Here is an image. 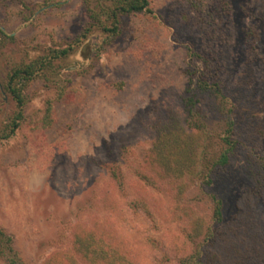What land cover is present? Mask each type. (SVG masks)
I'll use <instances>...</instances> for the list:
<instances>
[{
    "label": "rangeland",
    "instance_id": "374dc122",
    "mask_svg": "<svg viewBox=\"0 0 264 264\" xmlns=\"http://www.w3.org/2000/svg\"><path fill=\"white\" fill-rule=\"evenodd\" d=\"M149 3L147 14L122 16L118 37L104 45L95 29L82 37L90 29V0H0V29L8 37L0 39V128L15 111L3 90L10 71L48 49L73 48L60 62L63 82H33L19 129L0 142V228L24 264H42L53 254L67 264L74 234L96 227L115 233L136 264H181L193 252L185 223L168 217L172 189L146 158L155 142L153 121L189 133L187 125L200 116L211 134L220 131L216 102L196 91L187 72L188 49L198 50V36L212 35V26L187 0ZM229 3L232 27L222 28L218 41L223 82L235 95L239 84L251 90L253 102L237 110L235 121L241 136L260 140L264 157V0ZM250 33L257 36L255 57ZM58 87L65 89L60 98ZM188 98L200 102L185 104ZM47 101L51 124L44 128ZM244 152H234L208 193L187 188L180 208L208 221L213 193L226 226L237 229V218L247 214L241 206L249 203L264 216V202L250 194L258 171Z\"/></svg>",
    "mask_w": 264,
    "mask_h": 264
},
{
    "label": "trees",
    "instance_id": "16d2710c",
    "mask_svg": "<svg viewBox=\"0 0 264 264\" xmlns=\"http://www.w3.org/2000/svg\"><path fill=\"white\" fill-rule=\"evenodd\" d=\"M90 1L94 4V7L88 8L90 29H86L82 37L86 38L92 32L91 30L95 29L103 36L104 45L118 37L122 16L150 12L149 0ZM187 2L202 11L204 18H207L212 26V35H208L205 31L198 36L200 40L198 50L188 49V57L192 66L187 72L189 81L191 83L195 81L193 84H195L196 91L209 95L216 102V113L219 116L217 128H220V131L213 130L214 134H211L206 122L200 116L191 120L192 122L190 121L187 125L189 133H185L183 129L175 130L172 124L165 120L153 121L151 130L155 142L146 158L147 167L156 176L158 174L160 179L172 189L174 207L168 213L169 219L184 222L185 234L190 240H195L193 252L182 259L181 264H264V230L261 227L264 216L257 214L252 203L241 206L247 214L245 213L242 218H237V222L239 221L237 229L236 225L223 224V204L216 194L210 193L209 195L213 208L208 221L197 216L187 206L180 208L178 204L183 193L190 186H196L200 191L208 193L209 187L224 171L230 158L240 147L245 151L248 164L255 165V170H253L258 171L254 177V188L250 194L254 192L260 197L259 200L264 202V157L260 154V140L241 136L235 121L237 110L253 102L250 98L251 90L239 84V94L235 95L223 82L225 64L219 54L222 45L218 48V41L222 35V28L227 32L232 27L229 0L208 2L187 0ZM250 36H252L251 39ZM249 37H247L249 51L252 57H255L257 36L250 33ZM1 38L8 37L0 29ZM72 52L71 46L63 49H48L35 59L19 64L10 71L3 90L15 102V111L0 128V142L12 138L24 119L25 90L37 80L45 83H57L58 81L62 83L61 77L63 76L59 74L62 68L60 62L63 63V60L68 59ZM196 61L200 62V67L196 65ZM64 91V87H58L57 97H62ZM190 99L188 98L185 104L194 101ZM196 101L200 102V100ZM46 103V116L42 121L44 128L51 124L52 103L48 101ZM175 131L178 133L176 138ZM168 136L171 141L166 143ZM162 143L163 146H161ZM113 176L115 180H118L117 174ZM177 210L184 212V215H180ZM12 242V237L0 228V260L4 264H24ZM71 247L72 257L69 261L65 258L67 264H136L129 256V251L119 242L118 236L102 227L76 232ZM42 264H60L58 255H51Z\"/></svg>",
    "mask_w": 264,
    "mask_h": 264
}]
</instances>
